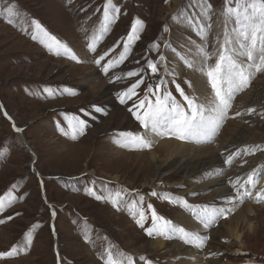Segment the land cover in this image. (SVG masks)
I'll return each instance as SVG.
<instances>
[{
    "label": "rangeland",
    "instance_id": "rangeland-1",
    "mask_svg": "<svg viewBox=\"0 0 264 264\" xmlns=\"http://www.w3.org/2000/svg\"><path fill=\"white\" fill-rule=\"evenodd\" d=\"M107 2L0 0V152L4 154L0 156V197L7 200L9 193L15 197L11 206L6 204L0 213V220L5 221L0 223V252L14 245L23 249L26 234L31 235L27 251L0 259V264H105L102 257L109 249L116 259H122L120 253L132 256L135 264H145L141 256L151 264H253L256 260L263 264L264 200L257 202L253 195L264 183V72L256 73L250 85L236 93L227 118L211 141L181 140L180 144L190 149L189 158L211 156L219 150L224 157L231 154L224 148L228 140L236 137V132L249 129L246 141L257 142L259 147L250 150L240 146L232 163L211 170L212 175L210 172L187 181L174 166L166 169L162 182H156V161L177 164L183 160L179 151L173 156H160L158 144L152 143L150 149H132L116 143L122 139V132L150 135L128 111L137 97L120 103L118 94L139 78L125 73L140 71L144 81L136 90L140 97L163 80L162 87L178 102L182 103L183 97L176 91L177 85L198 103L207 94L195 83L197 73L211 92L197 63L203 62L202 67L214 64L226 30L230 38L235 37L233 29L238 25L233 19L227 20L225 28L222 13L226 0H111L119 12L110 9V18L105 22ZM11 5L15 7L10 15L5 9ZM33 20L66 44L79 62L62 49L57 55L40 39L34 40L37 33ZM136 20L142 22L139 39L130 43L126 59L105 73L103 67L108 61L117 60L124 52ZM102 25H106V31L101 32ZM94 35L100 39L92 52L88 45ZM200 47L211 59L203 60ZM228 47L235 53L242 51L236 43ZM101 56L104 59L97 65L95 61ZM242 57H236L239 63H249L246 57L240 60ZM149 62L157 65L156 73L148 68ZM91 73L96 78L89 82ZM95 87L99 89L93 92ZM257 95L261 101L248 105ZM247 105L255 111L249 114ZM96 108L102 110L97 112ZM79 120L85 122L84 134L77 133L72 139ZM14 122L15 128L23 129L19 133L28 147L20 143ZM255 157L261 161L255 170L256 188L240 184L236 189L241 194L247 189L252 196H244L243 202L235 206L236 192L234 203L216 206L233 209L226 218L200 233L196 229L190 232L208 237L203 247L185 243L179 233L172 234L171 239L149 237L130 215V206L135 204L132 211L138 218L142 208L147 217L145 228L151 227V204L159 216L187 231L191 223L199 221L190 208L214 206L217 187L205 185L229 179L231 173L247 167L246 161ZM201 186L202 191H197ZM89 189L95 195L89 194ZM180 196L184 200L179 202ZM209 230L220 232L214 257L209 253ZM157 241L166 242V246L153 247Z\"/></svg>",
    "mask_w": 264,
    "mask_h": 264
},
{
    "label": "snow or ice",
    "instance_id": "snow-or-ice-1",
    "mask_svg": "<svg viewBox=\"0 0 264 264\" xmlns=\"http://www.w3.org/2000/svg\"><path fill=\"white\" fill-rule=\"evenodd\" d=\"M233 0H226V7L223 11V15L226 18L225 28H227V20L233 19L234 23L238 25L233 29L235 37L230 38L227 30L224 33V41L220 45L217 57L214 64L207 65L199 70L207 77L208 84L211 87V97L206 99L205 103H197L195 98L185 95L183 89L179 85L176 86V91L183 97V101L186 103L178 102L171 92L163 88L164 81L161 80L160 84L153 89L151 86L144 92L143 97H140L137 93V89L144 83L143 77L140 76V71H129L125 73L127 77H139L134 83H132L126 90L118 94L121 104H125L133 97H137L133 105L129 107L128 111L139 122L140 126L145 132L154 134L159 137L175 138L182 141H211L215 137L221 128L223 122L228 116V111L232 107V101L236 93L243 91L250 85L253 76L256 73L264 72V0H234L235 6H232ZM15 5L9 6L5 9L10 15ZM210 7V6H209ZM118 13L119 9L114 8L111 4V0L104 5V21L109 20V10ZM11 23V20H9ZM32 24L36 30V35H33V39H40V43L44 44L50 51L55 50L57 55H60V49L63 53L72 60L79 62L75 53L72 52L66 44H63L55 36L48 33L39 22L33 20ZM142 26V22L136 20L132 25V30L128 36V42L124 45V52H122L119 58L115 61L109 60L103 67L105 73L109 68L116 67L119 63H122L126 59L129 45L132 41L139 39L137 32ZM167 30V29H165ZM106 31V25H102L101 32ZM203 36L204 34L201 33ZM42 36V38H41ZM100 39L99 36H93L92 43H89L88 48L90 51H96V42ZM235 43L242 51L235 53V49H229L228 45ZM158 47V45H153ZM199 54L204 61L211 59V55L204 47L198 49ZM235 53V54H234ZM107 55V53H105ZM237 56L246 57L249 63L242 64L237 60ZM104 59L101 56L95 61L97 65ZM164 59L163 56L160 57ZM189 67H192V63H188ZM148 68L152 73L158 71L156 64L149 62ZM120 77H117L119 79ZM68 91V90H66ZM70 94L75 95L74 92ZM135 109V110H134ZM102 109L96 108L99 112ZM255 110L248 109V113L251 114ZM6 115V113H5ZM240 115V113H236ZM75 119V118H74ZM78 128L72 135V139L77 138L78 135H83V127L85 122L82 120L77 121ZM15 128V125H13ZM17 132L23 131V129L15 128ZM121 140H117L122 147L132 149H150L152 146V139L148 136L141 135L139 133L122 132L119 133ZM259 147V146H257ZM264 150V149H262ZM248 149H245L247 152ZM3 152H0V156H3ZM238 153L230 154L225 160V164H231L234 156ZM256 175L255 170L250 173L246 184L250 185L253 189L256 188L257 180L254 179ZM240 185L239 179L233 183V188ZM244 187V185H240ZM89 194L95 195L91 189L88 190ZM152 195H157L153 192ZM252 196V192L245 189L241 194L237 190V197L240 202H243V197ZM97 200L102 199L100 196H96ZM257 202L264 200V189H261L256 193ZM15 197L11 194H7V200L5 197H0V213L5 210L7 206H11ZM140 201H143V197H140ZM230 204L234 203L232 199L228 201ZM187 207V204H185ZM136 207L135 204L130 206V215L136 219V223L140 228L144 229L145 233L152 237L154 235L163 236L165 239H171L172 234L179 233L180 238L185 243L195 244L197 247H203L204 243L208 239L207 236H201L198 233H189L183 227H175L170 220H166L164 217L159 216L153 209L152 205H148V209L151 210V227L145 228L144 221L147 219L145 211L141 208L137 212L132 211V208ZM200 211L198 213V219L205 229L210 228L216 224L220 218H226L227 214L232 212V208H217L214 206L203 205L199 206ZM17 215H19L17 213ZM55 216V212L52 213ZM11 220L12 217H8ZM5 221L0 220V223ZM35 227V226H34ZM31 245V235L26 234V242L21 249L20 245H14L10 250L0 252V259L13 258L19 255L20 251H27V247ZM122 259H116L113 257L111 250L106 251L105 264H135L134 258L130 255L125 256L123 253L119 254ZM140 260H144L145 264H151L145 257L141 256ZM59 264V262H58Z\"/></svg>",
    "mask_w": 264,
    "mask_h": 264
},
{
    "label": "bare ground",
    "instance_id": "bare-ground-1",
    "mask_svg": "<svg viewBox=\"0 0 264 264\" xmlns=\"http://www.w3.org/2000/svg\"><path fill=\"white\" fill-rule=\"evenodd\" d=\"M234 43H235V40H233V44ZM96 44H98V43L96 42ZM236 46H238V45L236 44ZM237 48L239 49V47H237ZM244 58L245 57L243 56L240 60H244ZM246 62H247V59H246ZM197 64H199L200 68H202V64H204V63L201 62V63H197ZM196 76L197 77H195V81H196L195 83H196L197 87L202 88L204 90V94H207V97L198 99V103H205L206 99L211 97V92L208 89H206V85L203 81V78L198 73ZM95 78L96 77L94 76V74L91 73V75L87 77V81L90 82V81L94 80ZM98 89H99V87L93 88V92H95ZM260 99L261 98L258 95L253 96V99L250 101V103H248V105L255 106L259 103V101H261ZM182 103H184V102L182 101ZM248 105H247L246 109L250 108V107H248ZM7 116L12 120V118L9 115H7ZM14 125L16 126L17 123L14 122ZM247 130H249V129L244 128L243 131L238 132V133L236 132V137L228 140V143L224 148L227 151L229 150L230 153L232 154L236 150H238L240 146L243 147L246 145L247 147H251L250 150H252L253 147L258 146L257 142L252 143V142L246 141V131ZM224 133H225V131L223 132V135H224ZM17 134H18V139L20 140V143L23 146H27L28 142L25 139V137L23 136L22 132L21 133L17 132ZM149 134L150 135H146V136H148L150 139H152L154 145L158 144L156 147V149H157L156 151L159 153L160 156H163V155L173 156L174 154L176 155V153L179 151L178 155H180V157L183 158V160L181 162H179L177 164H173V165H172V163L163 164L157 160L156 166H155V174H154L155 178L157 177L156 182L157 181L162 182L164 180V178L167 176V175H164V172L166 171V169H171L174 166H177V168H176L177 170L176 169L175 170L178 173L183 174V180H187V181L191 180L192 178H194L195 176H198V175L209 174L211 172V170H214V169L220 170L225 166L224 162L226 160V157L228 155H230V154H228L227 156L223 157L222 154H220L221 150H219L218 153L215 152L211 156L206 155V156H203L200 158H197V157L189 158V156L191 155L190 149L187 148L185 145H181L180 144V143H182L181 140H177L175 138L164 139V137H159V136L156 137L154 134H151V133H149ZM157 138H162V140L157 139ZM260 162L261 161H260L259 157L248 159L246 161V163H248L247 167L239 169L235 173H231L229 179L225 178V179H221V180H215V181L210 182L207 185H205V187H210V186H213L215 188L217 187V190H216L217 193L215 192L216 195H215V198H213L214 201L212 202V205H214L215 207L218 205L222 206V204L225 205V203H227L229 201V199H232L233 197L236 198L235 194L237 192L236 189L238 186L236 188H233V186H232L233 183L239 179L241 185H246V183H245L247 180L246 178H248L249 174L253 173L254 170L260 168ZM213 173L214 172H211V175ZM244 176H247V177L245 178L244 181H242ZM187 181H186V183L188 184L189 182H187ZM203 187L204 186L197 188V191H202ZM261 189H264V183L261 186H259V188L256 191L259 192ZM256 193L253 195V198L256 197ZM177 200L180 202L181 200H184V198L182 196H180V197H177ZM186 202L188 203V201H185L184 204H186ZM234 205L235 206L240 205V199L239 198L236 200ZM199 211H200V209L190 208V213H194L196 219H198ZM248 211H249V213H252V210H248ZM189 222H190V220H189ZM198 222H200V220ZM198 222L197 221H194L193 223L190 222L191 228H186L187 232L190 233V232H194L197 230L200 233V231H202L204 227H203V225H201V223H198ZM194 229H196V230H194ZM207 233H208L207 235L210 236L209 238L211 240L209 243V246H210L209 247V253L212 254V256L214 257L217 255L215 246H216V244H218L217 238L220 237L219 236L220 232L218 230L217 231L209 230ZM57 243H59V242H57ZM165 244H166V242H164V241H157V243L152 244V245H153V247H163V246H166ZM193 251L194 250H192V252ZM188 252H190V251H188ZM259 262H261V261H259ZM254 263L257 264L258 263L257 260L253 261V264ZM262 263L264 264V261H262Z\"/></svg>",
    "mask_w": 264,
    "mask_h": 264
}]
</instances>
